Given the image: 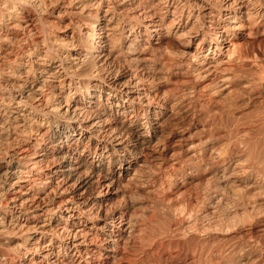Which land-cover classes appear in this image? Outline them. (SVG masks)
<instances>
[{"label":"bare ground","instance_id":"6f19581e","mask_svg":"<svg viewBox=\"0 0 264 264\" xmlns=\"http://www.w3.org/2000/svg\"><path fill=\"white\" fill-rule=\"evenodd\" d=\"M263 14L264 0H0V264H176L180 249L184 264H264L258 239L199 238L264 206L243 201L264 196V59L247 50ZM186 186L194 204L175 198Z\"/></svg>","mask_w":264,"mask_h":264},{"label":"rangeland","instance_id":"374dc122","mask_svg":"<svg viewBox=\"0 0 264 264\" xmlns=\"http://www.w3.org/2000/svg\"><path fill=\"white\" fill-rule=\"evenodd\" d=\"M261 20L259 21V23H258V25H257V27H256V29H255V33H256V35L258 36V38H259V40L258 41H256L255 43H254V46H252L251 45V47L252 48H254V49H252L250 46V49H249V47L247 48V50H249L248 52H250V53H252V50H253V52H255L254 54L256 55H259V57H262L263 59H264V35H263V32H264V14L262 15V17L260 18ZM244 32V34H247V32L244 30L243 31ZM262 39V40H261ZM259 42H261V43H259ZM259 43V44H258ZM258 44V45H257ZM258 46L260 47V48H258ZM191 50H193V46H192V48H191ZM259 50V52H257ZM263 50V51H262ZM263 53H261V52ZM205 49H203V54H202V56L203 55H205ZM256 55V56H257ZM220 58H223L224 60H226L225 59V57L224 56H222L221 55V57L220 56H218L216 59L218 60V59H220ZM253 60H254V58H253ZM256 60H257V58L255 59V61L254 62H256ZM263 63H264V60H263ZM197 64V62H193L192 63V65L194 66V65H196ZM198 65V64H197ZM253 67V68H252ZM249 68H250V70H252V71H254L255 69H254V65H251V66H249ZM224 114H225V112H224ZM224 114L222 115V118H224ZM168 147V149H166V152H165V154H167V155H170L171 154V152L170 151H173L175 148H174V144H173V142H172V144H169V145H167ZM239 158V159H238ZM242 160V157L240 156H233L232 157V159H231V161H230V164H234V163H236V162H238V161H241ZM170 171H168L166 174H171V173H169ZM238 173H239V171H237ZM238 173H236V174H238ZM161 174H165V172H161ZM206 176L207 175H205L204 176V178H206ZM241 176H242V174H238V178H241ZM167 181V180H166ZM171 181V180H170ZM169 181V182H170ZM214 182H216V184H218L219 186H220V188H224L225 189V191H227V193L229 194V195H227V193H226V195L228 196V197H230V196H232V193L233 192H237V190H239L240 191V189H238V188H234L233 187V185H230V187H229V184H231V181H229V180H226V182H225V184H226V186H225V184H223V182H221V180H213ZM213 181H211V184H213L214 182ZM213 182V183H212ZM223 185V187H221L222 185ZM187 187V188H186ZM185 187V191H184V188H182V189H179V192H177V194H176V196H175V198L177 199V197H178V199H179V201H180V199L182 200V199H184V197H185V199H187L188 197V199H190V194H193V192H194V190L192 191V193H190L191 192V190L188 192L187 190L188 189H191L192 188V186H186ZM193 188H195V187H193ZM192 188V189H193ZM237 189V190H236ZM175 190H177V189H174V188H172V191L173 192H170L171 193V196L173 195V193H174V191ZM181 190V191H180ZM235 190V191H234ZM182 192V193H181ZM187 192V193H186ZM180 193V194H179ZM184 193H186V195L184 194ZM188 193H190V194H188ZM109 194V193H108ZM179 194V195H178ZM182 196V197H180L179 198V196ZM194 195V194H193ZM192 195V196H193ZM187 197V198H186ZM264 197V196H263ZM262 196H257V198L255 197V198H253V197H248V198H244L243 199V201H244V204H245V206H250V204L251 203H253L254 202V200H257V199H260V200H257L258 201V203H260V202H264V198H263ZM151 199H148V201L149 202H152L153 201V196L152 197H150ZM192 198V197H191ZM250 198H252V199H250ZM261 198H263V199H261ZM191 200V199H190ZM193 200V199H192ZM191 200V201H192ZM262 200V201H261ZM260 201V202H259ZM191 203H193L194 204V201H192ZM249 203V204H248ZM153 207V204H149V206L147 205L146 207H145V209L144 210H139L140 212L142 211V213H144V220L147 222V220L149 219V215H150V219H151V217H153L154 215L153 214H155V215H157V212H155V208L153 209L152 208ZM262 209H260L259 208V210H261V211H259L258 210V213L256 214V212H255V214H253L254 212H251V211H247V212H249L248 214H250V216H249V218L247 217V213L246 214H244V213H241L240 211H238L237 213V217L235 218V223L237 222V224L235 225L234 224V222H231L230 223V225H232V226H234V227H229L228 228V230L227 231H229V232H227L225 235H224V233H211V234H206L205 235V233H203V236H199V238L200 237H202L203 239V244H202V246L203 247H205V248H215L216 246H218L219 244H223V243H226V241L230 238V236H236V239H237V237L238 236H241V237H243V238H239L238 237V239L239 240H241V239H247V240H256V239H258L257 241H258V243L260 242V244L262 245V246H260L259 244V246L260 247H263V243H264V206L263 207H261ZM151 209V210H150ZM148 210V212H146ZM151 212H150V211ZM153 210V211H152ZM157 210V209H156ZM221 210V211H220ZM224 210V209H223ZM222 209H215V211L213 212L214 214L213 215H211V217H213L212 219H211V217H210V220H213V221H215V220H223V217H225V215L227 214L226 212L228 211V210H226V211H223ZM223 211V212H222ZM139 212V213H140ZM150 212V213H149ZM251 212V213H250ZM220 213H222V214H220ZM240 213V214H239ZM260 213V214H259ZM146 214H147V216H146ZM153 215V216H152ZM148 217V218H147ZM147 218V219H146ZM154 218H156V219H154ZM158 218V216H154L153 217V219L151 220V221H154V222H151L150 220H148L149 222H151L150 224H148V227L151 225H153V227H150L151 229L152 228H154L153 230H155V228L157 229V228H159V225L157 226V225H155V223H157V221H159L160 222V226H161V224L163 223L160 219H157ZM245 218V219H244ZM239 219H241L240 220V223H239ZM247 219V220H246ZM155 220H156V222H155ZM204 221V223L206 222L205 220H203ZM149 222H147V223H149ZM162 222V223H161ZM203 223V224H204ZM242 223V224H241ZM159 224V223H158ZM237 226V227H236ZM149 228V229H150ZM235 228V229H234ZM238 228V229H237ZM148 229V230H149ZM240 229V230H239ZM151 231V230H150ZM231 231V232H230ZM224 232V231H223ZM242 232V233H241ZM222 234V235H221ZM230 234V235H229ZM226 235H227V237H226ZM243 235V236H242ZM222 236H224V240H223V238L221 239V238H219L218 239V237H222ZM206 237H208V238H206ZM213 237V238H212ZM195 238V237H194ZM251 238H254V239H251ZM213 239V240H212ZM236 239H234V240H236ZM202 240L200 241V245H201V242H202ZM205 240V241H204ZM239 240H236V241H239ZM217 241V242H216ZM222 241V242H221ZM225 241V242H224ZM214 242V243H213ZM261 242H263V243H261ZM228 243H229V240H228ZM192 244V243H191ZM194 245H192V247H193ZM202 246H200V247H202ZM192 247H189L190 249L192 248ZM264 248V247H263ZM180 252V254H179V256H178V259L176 260V264L178 263V264H184V262L186 263L187 261H186V256H185V252L183 251V250H179ZM204 258V257H203ZM136 264H143L142 262H139V263H136ZM144 264H148V262L146 263V262H144Z\"/></svg>","mask_w":264,"mask_h":264}]
</instances>
